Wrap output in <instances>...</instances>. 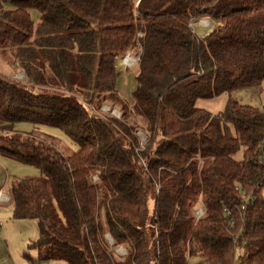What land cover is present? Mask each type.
Listing matches in <instances>:
<instances>
[{"label":"trees","instance_id":"trees-1","mask_svg":"<svg viewBox=\"0 0 264 264\" xmlns=\"http://www.w3.org/2000/svg\"><path fill=\"white\" fill-rule=\"evenodd\" d=\"M0 49L25 74L0 73V156L42 174L11 190L13 218L38 224L30 264H264V108L199 106L262 87L264 0H0ZM140 49L126 101L118 62Z\"/></svg>","mask_w":264,"mask_h":264},{"label":"rangeland","instance_id":"rangeland-1","mask_svg":"<svg viewBox=\"0 0 264 264\" xmlns=\"http://www.w3.org/2000/svg\"><path fill=\"white\" fill-rule=\"evenodd\" d=\"M11 6L6 4V9ZM34 20L39 21V13L32 11ZM210 20V19H208ZM211 27L208 29H200L197 23L194 24L195 31H199L201 35L207 34L215 25L210 20ZM11 56H8L0 49V73L11 76L16 80L18 73L12 65ZM120 78L117 82L118 94L126 101L134 98L136 85V76L138 68L135 66L130 69L120 68ZM24 75V73H22ZM20 81H25L20 80ZM229 97H232L240 104L264 108V83L259 90H242L233 94L224 93L220 97L212 101H201L199 106L206 108L213 114L223 112L226 108ZM145 103V102H144ZM120 111V110H119ZM143 125L144 120L140 117L137 119ZM18 129L22 132H36L42 139L48 135L53 136V141L61 148L66 155L77 150V145L73 143L61 130L48 126H35L30 123H22L18 125ZM140 131L138 132L139 135ZM146 133V132H144ZM140 136V135H139ZM42 176L39 169L34 166L22 164L16 160L0 156V190L11 197L13 184L25 178H33ZM92 180L98 182L99 179L95 175ZM200 206V205H199ZM198 206V207H199ZM197 207V208H198ZM13 203L0 204V264H30L28 257L37 258V252L29 249V244L39 238L38 224L34 220H16L13 218ZM197 211V210H196ZM110 239V237L108 236ZM111 241V240H110ZM117 253L121 256L126 255L124 248L117 249ZM196 259L191 258L188 264H195Z\"/></svg>","mask_w":264,"mask_h":264},{"label":"built area","instance_id":"built-area-1","mask_svg":"<svg viewBox=\"0 0 264 264\" xmlns=\"http://www.w3.org/2000/svg\"><path fill=\"white\" fill-rule=\"evenodd\" d=\"M136 15H138V11L135 12ZM197 23V25L199 26L200 29H208L211 27V23H210V20L208 19H201L199 21H195L193 20V22L191 23V28L193 29L194 32L196 33H199V31H195L194 29V24ZM200 34V33H199ZM143 35L142 33H139L138 34V39L142 38ZM141 52H142V49H140V51L138 52H127L126 54L123 55V57L119 60L118 62V68H124V69H130V68H133L137 65L138 61H139V58L141 56ZM23 73V72H22ZM22 73H18L16 75V78L17 79H20V80H24L25 79V74L22 75ZM102 111L104 113H109L111 114L112 116L114 117H117V118H120L121 117V112L117 109H112L110 106L108 105H104L102 107ZM139 137H140V147L137 149V151H144L146 149V143L149 139V136L144 133L143 131H140L139 133ZM263 161H264V157L262 158ZM249 199H250V196H246L244 197V203L241 207L242 210H245L248 203H249ZM11 201V197L9 195H7L3 189L0 190V203L2 204H7V203H10ZM197 210V211H196ZM195 210V215L197 217V220L200 219L201 217H203L206 213V210H205V207H204V204L202 203L201 201V204L200 206ZM225 212L227 215H230V210L228 208H225ZM0 230H1V225H0Z\"/></svg>","mask_w":264,"mask_h":264},{"label":"crops","instance_id":"crops-1","mask_svg":"<svg viewBox=\"0 0 264 264\" xmlns=\"http://www.w3.org/2000/svg\"><path fill=\"white\" fill-rule=\"evenodd\" d=\"M0 204H2V203H0Z\"/></svg>","mask_w":264,"mask_h":264}]
</instances>
